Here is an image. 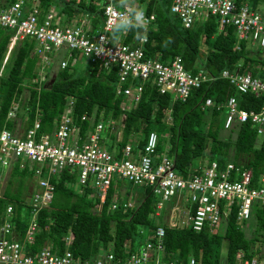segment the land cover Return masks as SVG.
Here are the masks:
<instances>
[{"label": "built area", "instance_id": "1", "mask_svg": "<svg viewBox=\"0 0 264 264\" xmlns=\"http://www.w3.org/2000/svg\"><path fill=\"white\" fill-rule=\"evenodd\" d=\"M77 1L72 2V7L74 11L83 12V16L66 19L53 3L42 9L40 0H0V27L11 30L2 62L14 43L28 37L32 41L30 53L36 57L35 75L31 82H36L37 87L40 84L46 86L51 81L54 73L49 67L53 59H58V68L67 63L74 66L78 56L86 57L98 67L114 65L115 91L124 97L119 104L121 109H128L131 103L138 100L147 81L153 83L158 92L168 93L172 99L183 100L190 89L201 83L225 78L232 83L236 92L257 96L260 99L259 109L240 107L233 93L214 104L206 96L201 107H222L224 128L233 122L249 120L257 135L263 133L264 76L253 75L241 68V62L232 68L223 67L212 73L202 66L195 70L186 69L177 54L170 59L145 54L141 44L145 41L146 28L154 18L153 11L146 10V0L136 4L130 0H100V22L95 28L91 26L90 14L74 6ZM169 11L184 27L191 28L210 13L216 17V28L221 33L226 32L227 25L232 26L234 48H238L240 42H244L247 48L253 44H256L253 49L264 48V12L246 1L236 4L234 0H169ZM118 22L122 24L121 35L130 24L141 27L137 44L131 45L123 42L120 36H112L113 26ZM46 75L49 77L42 81ZM71 104V97H66L57 113L58 120L50 131L38 133L36 117L26 128H0V165L10 167L12 162L17 161L19 167H26L30 171L31 185L24 197L28 216L24 219L21 237L8 218L12 213L11 204L4 206L5 217L0 224V264H200L191 255L184 261L164 259L161 225L140 235L136 248L130 249L129 239L124 241V251L120 254L107 247L93 256L81 258L72 254L67 247L57 251L48 243L32 250L29 245L38 227L36 213L50 202L53 194L50 176L63 169L74 172L78 182L76 191L82 192L83 186L94 187V200L98 198L102 201L111 183L115 189L113 195L119 193L116 185L118 178L147 187L156 198L155 215L164 209L163 218L169 226L189 225L195 231L212 232L219 228V223H224L233 206L236 221L241 223L249 218L254 202L264 204V162L256 185L251 184L250 168L230 161L220 166L216 160H210L199 170L182 176L175 170L171 158L164 152L155 151L158 135L154 130L146 134L141 147L128 140L121 148L110 151L100 139L99 133L104 128L102 120H97L81 136L79 126L71 115ZM18 106V100H13L7 116H13ZM91 118L86 114L80 116L81 120ZM164 119L166 123L170 122L168 113ZM107 125L109 131L117 132L113 120L107 121ZM113 197L110 201L112 209L119 206V201ZM134 201L129 196L120 206H132ZM70 239L71 235H68L66 246ZM234 260L235 264H264L256 254L245 256L240 248L234 252Z\"/></svg>", "mask_w": 264, "mask_h": 264}, {"label": "trees", "instance_id": "2", "mask_svg": "<svg viewBox=\"0 0 264 264\" xmlns=\"http://www.w3.org/2000/svg\"><path fill=\"white\" fill-rule=\"evenodd\" d=\"M51 1L40 0V6L45 9ZM140 1L143 0H136ZM234 1L236 4L250 2V6L255 7L259 0ZM57 2L60 4H53L59 7L58 11L64 13L66 19L74 16V0ZM76 6L78 10L90 14L91 26L95 28L100 22V0H90L89 3L78 0ZM145 7L147 11L154 13V18L145 31V41L141 44L145 54H155L159 59H170L177 54L186 69L195 70L202 66L212 73L223 67L232 68L237 62H241V68L249 70L253 75L264 76V69L256 67L259 64L264 65V57H250L248 54L253 48H247L244 42L234 48L232 26L227 25L226 32L221 33L216 28L217 19L214 15L208 13L191 28L184 27L169 11V0H146ZM121 32L122 24L118 22L113 26L112 36H120L123 42L135 45L141 35V27L130 24L124 34L121 35ZM10 35L11 30L0 27V128H16V118L7 116V112L11 102L18 100L19 105L25 108L22 128L31 125L36 117L37 132L50 131L58 120L57 113L66 97H71V115L79 126L81 136L100 119L103 122L104 135L109 134L114 140L115 134L108 130L107 121L119 119L121 134L120 139L115 142V149H118L132 135L136 136L135 144L141 147L150 130L165 129L166 144L157 138L155 151L164 152L171 158L175 170L182 176L199 170L210 160H216L220 166L230 161L250 168L251 184L256 185L264 162V131L257 135L249 120L233 122L231 126L224 128L223 108L201 105L206 96L214 104L233 93L240 107L258 110L260 99L257 96L248 92H236L232 83L219 77L190 89L183 100L172 99L168 93L158 92L154 84L147 81L138 100L131 103L128 109H121L119 104L124 97L115 91L116 66L102 68L91 63L89 68L79 72L67 63L62 68H56L46 86L40 84L37 87L36 82H31L36 65V57L30 53L31 39L22 38L14 43L2 62ZM25 91L27 93L23 95ZM166 113L171 118L169 123L164 119ZM82 114L91 115L92 118L81 120ZM108 146L109 150H115L112 149V144ZM195 160H198L196 165ZM7 169L5 185L0 192V224L5 217L4 206L11 204L12 213L8 218L12 228L21 237L24 225L21 209L24 207V197L31 187L30 171L26 167H19L17 161L12 162ZM74 175V172L63 169L50 176L53 194L50 202L36 213L38 227L33 242L29 245L32 250L48 243L57 251L67 247L72 254L81 258L93 256L107 247L115 254H120L124 251V241L129 239L130 249H133L134 241L138 238V243L141 239L139 236L147 233L145 228L153 230L161 225L164 259L184 261L191 255L200 264H235L234 252L238 248L243 250L245 256L259 252L253 242L261 241V234H264V204L254 202L251 205L250 219H246L251 221L249 225H253L250 236L245 235V231L236 221L234 206L222 227L212 232L195 231L189 225L169 226L163 218L164 209L155 215L156 198L147 187H142L143 195L132 206L121 207L124 200H118L119 206L112 209L110 201L115 191L112 183L105 190L102 201L98 198L94 200L88 197L89 187L78 192L70 186ZM68 235H71V239L66 246L65 239ZM223 239L225 255L221 258L220 246ZM257 256L264 261V251Z\"/></svg>", "mask_w": 264, "mask_h": 264}, {"label": "rangeland", "instance_id": "3", "mask_svg": "<svg viewBox=\"0 0 264 264\" xmlns=\"http://www.w3.org/2000/svg\"><path fill=\"white\" fill-rule=\"evenodd\" d=\"M57 1H59V0H52L51 2L52 3L56 2V6H57V5L60 4ZM89 1L90 0H85V3H89ZM130 2H132L133 4H136L137 3L136 0H130ZM56 6H55L56 10H59L58 9L59 7H56ZM74 6L77 7L76 5H74ZM255 7L259 11H263L264 12V0H259L257 2V4L255 5ZM82 16H83V12L75 11L73 18L76 19V18H80ZM193 27H195V25ZM255 45L256 44H253V46L250 45V47H252V48L254 47L255 48ZM248 55L250 57H256L257 59H260L261 57H264V48L263 49L256 50V51L254 49H252L249 52ZM57 63H58V59H53L52 65L49 67L50 70H51V73H54L56 71ZM90 65H91L90 61L86 57H84V56H78V57L75 58L74 67L79 72L85 71L87 68L90 67ZM255 65H258V64L256 63ZM256 67L259 68V69H264V65H260L259 64ZM248 69H250V67ZM47 77H49V76L46 75L45 78L42 79V81H45ZM25 93H26V91L23 93V95ZM24 110H25V108H22L21 106H18L16 112L13 115L16 118V129H18V130L20 128H22V123H23V120H24ZM119 121H120L119 119L118 120H113V123H114V125H115V127L117 129V132L116 133L114 131V134H115L114 140L111 139V136H109V134L104 135V132L103 131H101L99 133L100 134V137H103L102 140L104 141V143L107 146V148L109 147L108 146L109 144H112V146H113L112 149H115V147H116L115 142L120 139V134H121V132H120L121 131L120 130L121 128L120 127L121 126H120V122ZM154 131L157 133L158 138H160V140H162V142L164 143L166 141L165 140V135H166L165 134V129H162L161 131L159 129H157V130H154ZM139 133H137V134L139 135ZM130 137H131L129 139L130 142H135L136 136L132 135ZM165 144L166 143H164V145ZM110 151H112V150H110ZM198 160H195L194 161V164L195 165L198 164V162H197ZM7 173H8L7 167L0 165V192H1V190L3 189V187L5 185V179H6ZM77 185H78V182H77L76 176L74 175V177L72 178V181L70 182V186L75 190V189H77ZM116 185H117V188L120 190L119 193H116L117 195L116 194L113 195V196H115L113 198H115L116 200H125L129 196H131L132 199H135L136 200L138 197H141L143 195L142 194L143 193L142 192L143 191L142 186L136 185V184H132V183L128 182L125 179L118 178V180L116 181ZM84 187L85 186H83L82 189H84ZM89 190H88L89 191L88 197L92 199L96 195V189L94 187H92ZM165 204H167V203L165 202ZM21 213L23 215V217H22L23 219L27 218V216H28V210H27L26 206L25 207H22ZM174 214H175V212H174ZM179 219H181L180 216H179ZM249 222H251V221L250 220H248V221L245 220V221L239 223V226L245 231V235L246 236H250L252 234L253 225H252V223H251V225H249ZM222 225H223V222H220L219 223V227H222ZM147 231H148V229L145 228V232H147ZM260 238H261V241L255 240L253 242V246L254 247L257 246L259 248V252L262 253L264 251V234H261V237ZM137 244L138 243L135 240L134 243H133V247L136 248L137 247ZM224 250H225V240L223 239L222 242H221V246H220V257L221 258H223L224 255H225ZM259 252H257L256 255H258Z\"/></svg>", "mask_w": 264, "mask_h": 264}]
</instances>
